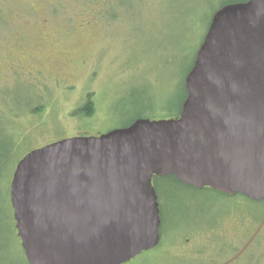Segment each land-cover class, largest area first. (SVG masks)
<instances>
[{"label": "rangeland", "instance_id": "374dc122", "mask_svg": "<svg viewBox=\"0 0 264 264\" xmlns=\"http://www.w3.org/2000/svg\"><path fill=\"white\" fill-rule=\"evenodd\" d=\"M224 1L0 0V67L14 43L24 49L13 62L28 65L12 78L0 73V264H28L10 198L19 160L70 136L177 111ZM11 87L17 93H4ZM88 100L94 114L76 113ZM170 185L162 241L126 264H264V201Z\"/></svg>", "mask_w": 264, "mask_h": 264}, {"label": "water", "instance_id": "95a60500", "mask_svg": "<svg viewBox=\"0 0 264 264\" xmlns=\"http://www.w3.org/2000/svg\"><path fill=\"white\" fill-rule=\"evenodd\" d=\"M179 117H142L24 155L10 185L29 264H125L161 242L153 176L264 200V0L212 17Z\"/></svg>", "mask_w": 264, "mask_h": 264}, {"label": "trees", "instance_id": "16d2710c", "mask_svg": "<svg viewBox=\"0 0 264 264\" xmlns=\"http://www.w3.org/2000/svg\"><path fill=\"white\" fill-rule=\"evenodd\" d=\"M248 0H226L223 2V4L220 6V8L226 4H230V3H239V2H246ZM211 23V19H210V22L208 24V27ZM195 57L196 55L194 56V61H195ZM194 61L192 63L191 66H193L194 64ZM192 68V67H191ZM191 70V69H190ZM186 96H187V91H186V88H185V84L183 85V95L179 98V101H178V107H177V111L175 112H170V115L168 118H171V117H179L180 116V113H181V109H182V105H183V102L185 101L186 99ZM34 112H42V107L41 106H38L37 108L34 109ZM95 112V106L93 104V102L91 100H88L86 104H84L81 108H79L76 113H78L79 115H82V116H87V117H90L94 114ZM141 118V117H140ZM136 120V119H135ZM135 120H133L131 123H133ZM130 123V124H131ZM130 124H127L126 126L130 125ZM172 183H175V184H181L182 186H186V187H189V188H192L194 190H198V191H204V190H212V191H215V192H218L220 194H223V195H227V196H233V195H228V194H225V193H222L220 191H216V190H213L212 188L210 187H205L203 189H198V188H195L193 186H188L180 181H178L176 179L175 176H167V177H160V176H155L154 177V184H155V189L157 191V194L159 196V198L161 199V194H163V191L162 189H166V187H168L170 184ZM171 186V185H170ZM163 187V188H162ZM235 196H241V197H244L245 199H248V200H251L250 198L248 197H245V196H242V195H235ZM252 201H255V200H252ZM261 201H264V200H261ZM255 202H260V201H255ZM161 206V205H160ZM162 210H161V219H162V222H163V219H164V209H163V206H161ZM164 223V222H163ZM163 223H162V227L160 228V232L163 228Z\"/></svg>", "mask_w": 264, "mask_h": 264}, {"label": "flooded vegetation", "instance_id": "af4514ba", "mask_svg": "<svg viewBox=\"0 0 264 264\" xmlns=\"http://www.w3.org/2000/svg\"><path fill=\"white\" fill-rule=\"evenodd\" d=\"M26 48V47H25ZM13 49H15L16 50V52H12V51H10V53H12L13 55H12V57H10V58H7V61L8 60H10L9 62H6V60H4L5 62H4V65L2 66V67H0V73L1 74H7V76L9 75L10 76V78H12V77H15L16 75H17V71L19 70V67H20V69H21V67L22 68H25L26 69V66H28L26 63H22V65L21 66H18V64H17V62L18 61H15V62H13V60H16L18 57H17V52H18V49H20V50H22V49H24V46H19V44L18 43H14V47H13ZM23 51V50H22ZM24 58V60L26 59V57L24 56L23 57ZM6 59V58H5ZM26 62H27V59L25 60ZM26 64V65H25ZM6 75H4L3 77H7ZM29 84H31V83H29ZM29 84H26L25 86L26 87H30V85ZM17 93V91H16V89H14V87H11L8 91L7 90H4V93H7L8 95H12V94H14V93ZM168 118V117H167ZM151 119H156V118H151ZM123 127H125V126H123ZM114 129V128H113ZM111 130V129H110ZM106 132H108V131H106ZM106 132H100V133H97V134H80V135H75V136H70V137H67V138H71V137H77V136H96V135H101V134H103V133H106ZM66 139V138H65ZM17 166V165H16ZM16 168V167H15ZM15 171V170H14ZM14 173V172H13ZM155 176H157V175H154L153 176V186H154V188H155V184H154V177ZM161 177V176H160ZM167 177V176H166ZM156 190V189H155ZM157 192V191H156ZM158 195V194H157ZM162 195V194H161ZM163 196V195H162ZM161 196V197H162ZM158 200H159V203H160V205L161 206H163L162 205V202H161V199L159 198V196H158ZM167 200V199H166ZM161 206H160V215H161V210H162V208H161ZM12 209H13V207H12ZM163 209H164V206H163ZM13 217H14V210H13ZM14 221H15V218H14ZM161 221H162V219H161ZM162 223L163 222H161V226H160V228L162 227ZM15 228H16V221H15ZM16 231H17V229H16ZM18 234V233H17ZM160 235H161V232H160ZM21 240V239H20ZM188 240V239H187ZM161 241H162V235H161ZM22 244V243H21ZM24 251V250H23ZM26 257V256H25ZM28 262V261H27ZM29 264V263H28ZM126 264V263H125Z\"/></svg>", "mask_w": 264, "mask_h": 264}]
</instances>
